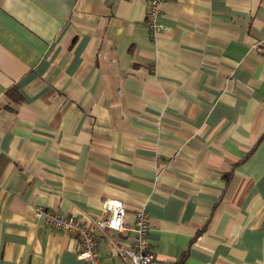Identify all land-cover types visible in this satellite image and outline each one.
I'll return each mask as SVG.
<instances>
[{"label":"crops","instance_id":"crops-1","mask_svg":"<svg viewBox=\"0 0 264 264\" xmlns=\"http://www.w3.org/2000/svg\"><path fill=\"white\" fill-rule=\"evenodd\" d=\"M0 0V264H102L145 208L158 264H264V0ZM16 88V95L6 91Z\"/></svg>","mask_w":264,"mask_h":264},{"label":"built area","instance_id":"built-area-1","mask_svg":"<svg viewBox=\"0 0 264 264\" xmlns=\"http://www.w3.org/2000/svg\"><path fill=\"white\" fill-rule=\"evenodd\" d=\"M165 0H148L146 10V28L150 38L155 39L167 30L161 20V5ZM103 216L99 218L94 228L88 227L75 217L62 214L43 206H35L33 215L41 220L51 230L63 232L78 244L77 258L82 264H102L96 241L95 231L108 230L121 233L125 229L124 208L116 199H106L102 203ZM148 213L145 208L134 214V221L130 228L132 239L120 242L115 246L119 257L115 264H158L156 255L149 249Z\"/></svg>","mask_w":264,"mask_h":264},{"label":"trees","instance_id":"trees-1","mask_svg":"<svg viewBox=\"0 0 264 264\" xmlns=\"http://www.w3.org/2000/svg\"><path fill=\"white\" fill-rule=\"evenodd\" d=\"M6 95L10 98L16 95V88L11 87L9 90L6 91Z\"/></svg>","mask_w":264,"mask_h":264}]
</instances>
